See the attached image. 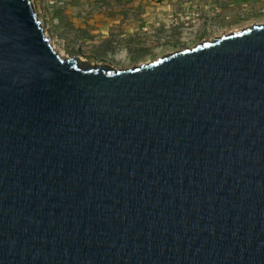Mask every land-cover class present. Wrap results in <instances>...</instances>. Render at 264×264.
Segmentation results:
<instances>
[{"label":"water","instance_id":"water-1","mask_svg":"<svg viewBox=\"0 0 264 264\" xmlns=\"http://www.w3.org/2000/svg\"><path fill=\"white\" fill-rule=\"evenodd\" d=\"M0 264H264V24L119 69L0 0Z\"/></svg>","mask_w":264,"mask_h":264},{"label":"rangeland","instance_id":"rangeland-1","mask_svg":"<svg viewBox=\"0 0 264 264\" xmlns=\"http://www.w3.org/2000/svg\"><path fill=\"white\" fill-rule=\"evenodd\" d=\"M46 38L62 56L80 55L91 63H106L124 69L141 62L155 60L185 46L193 47L203 40H211L221 34L264 24V0H220L213 18L199 29L182 28L180 35H164L160 44L133 42L131 50L118 52V45L98 42L106 33L102 13L109 15L111 0H31ZM106 39H112L107 32ZM106 35V34H105ZM118 50V51H117Z\"/></svg>","mask_w":264,"mask_h":264},{"label":"crops","instance_id":"crops-1","mask_svg":"<svg viewBox=\"0 0 264 264\" xmlns=\"http://www.w3.org/2000/svg\"><path fill=\"white\" fill-rule=\"evenodd\" d=\"M109 15L102 30L106 32L98 42L118 45V52L131 50L133 42L141 39L143 44H160L164 35H180V29H199L205 21L213 18L220 0H111ZM204 28V27H203ZM112 32V39L107 32Z\"/></svg>","mask_w":264,"mask_h":264},{"label":"bare ground","instance_id":"bare-ground-1","mask_svg":"<svg viewBox=\"0 0 264 264\" xmlns=\"http://www.w3.org/2000/svg\"><path fill=\"white\" fill-rule=\"evenodd\" d=\"M231 33V32H230ZM217 37V36H216ZM52 47L55 49V46H54V44H52ZM147 62H149V61H147Z\"/></svg>","mask_w":264,"mask_h":264}]
</instances>
